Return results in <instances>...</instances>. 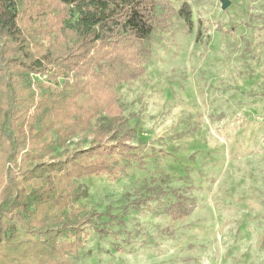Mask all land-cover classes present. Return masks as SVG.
Masks as SVG:
<instances>
[{
	"label": "rangeland",
	"instance_id": "rangeland-1",
	"mask_svg": "<svg viewBox=\"0 0 264 264\" xmlns=\"http://www.w3.org/2000/svg\"><path fill=\"white\" fill-rule=\"evenodd\" d=\"M155 1L171 16L143 43V75L116 88L144 164L75 181L73 207L103 215L75 264H264V0ZM174 193L195 205L177 222Z\"/></svg>",
	"mask_w": 264,
	"mask_h": 264
},
{
	"label": "trees",
	"instance_id": "trees-1",
	"mask_svg": "<svg viewBox=\"0 0 264 264\" xmlns=\"http://www.w3.org/2000/svg\"><path fill=\"white\" fill-rule=\"evenodd\" d=\"M170 16L155 0H0V264H75L103 216L73 207L75 181L144 164L116 88L143 75V43ZM178 16L191 23L187 4ZM174 195L177 222L195 205Z\"/></svg>",
	"mask_w": 264,
	"mask_h": 264
},
{
	"label": "built area",
	"instance_id": "built-area-1",
	"mask_svg": "<svg viewBox=\"0 0 264 264\" xmlns=\"http://www.w3.org/2000/svg\"><path fill=\"white\" fill-rule=\"evenodd\" d=\"M32 78V86L33 88L36 87V83H44V84H49L50 82L47 81L46 77L39 76V75H31Z\"/></svg>",
	"mask_w": 264,
	"mask_h": 264
},
{
	"label": "water",
	"instance_id": "water-1",
	"mask_svg": "<svg viewBox=\"0 0 264 264\" xmlns=\"http://www.w3.org/2000/svg\"><path fill=\"white\" fill-rule=\"evenodd\" d=\"M229 2L226 0L221 1V9L224 10L228 6Z\"/></svg>",
	"mask_w": 264,
	"mask_h": 264
}]
</instances>
